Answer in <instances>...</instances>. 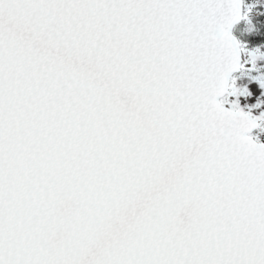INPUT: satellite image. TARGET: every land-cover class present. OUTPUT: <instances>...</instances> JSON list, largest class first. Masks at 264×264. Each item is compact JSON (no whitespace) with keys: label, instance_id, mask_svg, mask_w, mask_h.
Wrapping results in <instances>:
<instances>
[{"label":"snow or ice","instance_id":"snow-or-ice-1","mask_svg":"<svg viewBox=\"0 0 264 264\" xmlns=\"http://www.w3.org/2000/svg\"><path fill=\"white\" fill-rule=\"evenodd\" d=\"M242 3L0 0V264H264Z\"/></svg>","mask_w":264,"mask_h":264},{"label":"rangeland","instance_id":"rangeland-1","mask_svg":"<svg viewBox=\"0 0 264 264\" xmlns=\"http://www.w3.org/2000/svg\"><path fill=\"white\" fill-rule=\"evenodd\" d=\"M249 14V8L244 10L243 16ZM243 64L253 65V54L248 51L242 52ZM259 63L264 61V57L258 56ZM258 62L255 61V64ZM254 64V65H255ZM232 80L235 82V87L239 90L237 95L230 94L229 91L226 105L231 106V103L237 102L239 106L246 112H251L255 116H260L261 113H264V95L255 94V89L260 88V82L254 80L252 77L247 74H239L238 76L232 77ZM261 92H264V89H260ZM248 92H253L254 94L249 96ZM258 105V106H257ZM257 136L264 141V130H260Z\"/></svg>","mask_w":264,"mask_h":264},{"label":"trees","instance_id":"trees-1","mask_svg":"<svg viewBox=\"0 0 264 264\" xmlns=\"http://www.w3.org/2000/svg\"><path fill=\"white\" fill-rule=\"evenodd\" d=\"M244 2H259L260 6L255 8L256 15L250 16L249 23L241 22L237 24L235 32L244 48L257 51V53H253L258 61V56H264V12L262 11L264 9V0H244ZM247 73L264 83V61L258 67L255 66L250 69ZM261 124L264 125L262 121Z\"/></svg>","mask_w":264,"mask_h":264},{"label":"water","instance_id":"water-1","mask_svg":"<svg viewBox=\"0 0 264 264\" xmlns=\"http://www.w3.org/2000/svg\"><path fill=\"white\" fill-rule=\"evenodd\" d=\"M232 27H233V25H232ZM232 27H231V32H232ZM234 36V35H233ZM238 62H239V64H240V52H239V57H238ZM239 69V68H238ZM237 69V70H238ZM236 71V70H235ZM234 72V71H233ZM218 99H219V97H218Z\"/></svg>","mask_w":264,"mask_h":264}]
</instances>
